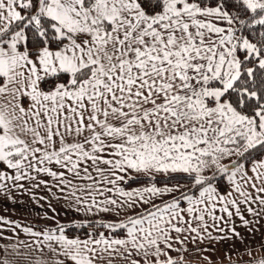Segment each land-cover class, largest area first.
<instances>
[{
    "label": "snow or ice",
    "instance_id": "6c2138e0",
    "mask_svg": "<svg viewBox=\"0 0 264 264\" xmlns=\"http://www.w3.org/2000/svg\"><path fill=\"white\" fill-rule=\"evenodd\" d=\"M33 173L85 219L0 264H187L264 213V0H0V188Z\"/></svg>",
    "mask_w": 264,
    "mask_h": 264
},
{
    "label": "crops",
    "instance_id": "0c3cea01",
    "mask_svg": "<svg viewBox=\"0 0 264 264\" xmlns=\"http://www.w3.org/2000/svg\"><path fill=\"white\" fill-rule=\"evenodd\" d=\"M33 175L35 179L8 181L6 188H0V259L5 258L3 250L6 246L32 239L22 231L24 227L40 231L54 227L56 223L85 219L69 209L57 187L56 178L42 173ZM16 184L23 187H16ZM241 211L249 221L247 225L235 214L229 220L226 214L217 213L225 216V222H216L217 228L223 229L222 232L208 220V230L215 239L195 243L189 241L188 251L183 253L187 264H255V261L264 259V213L254 216L245 211L243 205ZM232 228L240 233V237L232 235ZM34 255L39 258L38 253ZM7 258L15 261L14 257Z\"/></svg>",
    "mask_w": 264,
    "mask_h": 264
},
{
    "label": "trees",
    "instance_id": "16d2710c",
    "mask_svg": "<svg viewBox=\"0 0 264 264\" xmlns=\"http://www.w3.org/2000/svg\"><path fill=\"white\" fill-rule=\"evenodd\" d=\"M134 185H135V184H133V186H134ZM37 227H40V226L37 225ZM72 233H74V234H84V229L79 228V227L73 225Z\"/></svg>",
    "mask_w": 264,
    "mask_h": 264
}]
</instances>
